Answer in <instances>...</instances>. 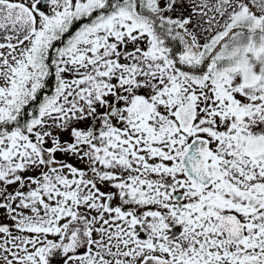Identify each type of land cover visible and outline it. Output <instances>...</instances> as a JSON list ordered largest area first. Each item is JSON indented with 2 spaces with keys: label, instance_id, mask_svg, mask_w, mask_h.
I'll return each mask as SVG.
<instances>
[{
  "label": "snow or ice",
  "instance_id": "1",
  "mask_svg": "<svg viewBox=\"0 0 264 264\" xmlns=\"http://www.w3.org/2000/svg\"><path fill=\"white\" fill-rule=\"evenodd\" d=\"M0 264H264V0H0Z\"/></svg>",
  "mask_w": 264,
  "mask_h": 264
},
{
  "label": "flooded vegetation",
  "instance_id": "2",
  "mask_svg": "<svg viewBox=\"0 0 264 264\" xmlns=\"http://www.w3.org/2000/svg\"><path fill=\"white\" fill-rule=\"evenodd\" d=\"M177 234L179 233V229L176 230Z\"/></svg>",
  "mask_w": 264,
  "mask_h": 264
},
{
  "label": "rangeland",
  "instance_id": "3",
  "mask_svg": "<svg viewBox=\"0 0 264 264\" xmlns=\"http://www.w3.org/2000/svg\"><path fill=\"white\" fill-rule=\"evenodd\" d=\"M82 126H83V125H82ZM67 138H68L67 136L64 137V139H67Z\"/></svg>",
  "mask_w": 264,
  "mask_h": 264
}]
</instances>
